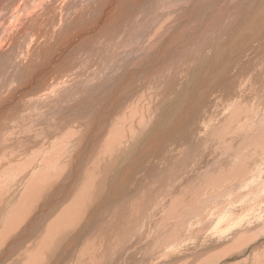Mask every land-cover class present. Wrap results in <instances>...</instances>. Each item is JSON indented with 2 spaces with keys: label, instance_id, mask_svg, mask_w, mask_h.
<instances>
[{
  "label": "bare ground",
  "instance_id": "1",
  "mask_svg": "<svg viewBox=\"0 0 264 264\" xmlns=\"http://www.w3.org/2000/svg\"><path fill=\"white\" fill-rule=\"evenodd\" d=\"M154 1L125 0L120 11L117 9L118 15L104 28H98L112 7L111 0H0V168L5 161L9 164L0 171V264H13V261L15 264H61L68 259L66 254L77 256L72 259L75 264H147L146 259L148 264H172L186 254L194 253L199 259L203 247H218L230 255L245 254V240L252 239L259 229L264 231L261 222L264 219V161L258 162V157L249 158L236 151L237 139L234 142L230 135L231 122L238 110H247L245 106L252 104L251 108L256 112L259 109L264 115V55L257 67V58L243 59L247 52L240 34L248 28L246 24L235 27L226 39L230 32L226 24L241 18L248 8L247 0H214L216 5L222 6L221 14L216 16L208 14L212 0L188 6L176 5L177 0H165L175 6V10L180 8L169 14L173 17L171 21L183 20L179 35H188L196 25L208 26L215 34L225 26L220 39L198 40L194 58H189L190 49L185 43H175L176 58H172L173 50H169L166 66L145 77L136 98L115 110L114 113H120L130 104L141 102L130 115L132 138L122 137L113 146L108 134L90 136V143L86 141L83 145L68 141L76 148L83 147L81 153L88 155L87 161L81 156L80 165L81 158L76 157L68 165L65 146L54 144L59 134L57 125L71 126L61 121L65 116L70 121L76 116L79 99L84 97L80 96L82 93L93 94V105L88 103L86 113L73 119L72 123L80 120L81 129L65 133H75V139L83 141L88 130H105L103 125L86 126L84 120L88 122L91 115L102 116L109 112L110 93L116 83L112 81L117 73L102 74L92 86L89 80L112 57L115 45L134 34L138 26L144 27L139 41L149 35L161 18L159 0ZM232 6L237 8L233 13ZM197 11L199 17H194ZM129 40L126 44L131 42ZM73 43L75 54L70 51L68 58L62 56L65 60L62 62L60 56L67 53ZM247 60H253L254 70L248 68L250 64H245ZM128 68L121 69V73ZM132 71L135 78L141 76L137 67ZM233 77L241 79L240 91L236 95L223 93L224 86L219 84ZM85 82L86 87L80 88ZM219 97H223L226 104L217 112H226L216 117L211 106ZM71 99L77 100L69 104ZM199 109L201 120L197 122ZM35 113L41 122L39 132L35 131ZM214 119L227 126V131L219 136L216 124H212ZM29 124H33L30 130L34 132L25 129ZM202 124L208 125L210 138L197 141L199 138L194 139V135ZM178 132L186 137L193 134L194 141L179 153L172 152L170 145L169 152L167 149L161 155L164 141L172 140ZM254 142L256 140L250 139L238 145L246 147ZM138 143L145 145L141 149L143 144L137 146ZM208 143L215 149H208ZM90 144L97 146L88 148ZM220 149L224 152L214 157ZM263 149L264 143L258 144L257 140L255 152ZM51 151L50 162L66 165L65 169L49 168L45 159ZM127 153L128 158L122 159ZM167 163L171 164L168 169ZM186 163L194 170L205 172L203 177L187 183L185 188L182 185L179 190V179H188L183 174ZM114 185L120 196L108 193ZM85 187L87 194L82 191ZM207 195L213 201L206 210L207 217L195 219L196 225L192 226L186 211L201 210L202 206H193L194 197ZM179 202L183 205H177ZM38 203L41 204L38 206ZM61 203H65L63 209L59 208ZM86 205L87 211L84 210ZM30 211H35L30 219L13 221ZM63 211L66 212L61 215L69 217L56 216ZM98 211L103 214L101 221L95 219ZM170 211L174 213L169 214ZM80 213L87 225L76 234L85 232L94 241V245H90L92 258L86 257L81 237L71 238L69 245L61 247L54 243L74 228L76 220L70 217ZM24 221L27 223L23 224ZM99 226H102L101 240L105 245L103 256L99 255L103 246L93 237ZM46 227L47 235L42 232ZM244 228L247 232H243ZM207 230H211V234ZM183 239L187 243L180 241ZM257 240L256 237L249 245ZM50 243L57 249L55 253ZM126 245L131 251L139 249L136 253L129 251L123 258L122 250ZM132 245L136 247L132 249ZM258 245L250 252L248 260L262 254L264 242ZM144 249L151 254H146ZM156 254L160 256L153 259ZM170 254L174 256L172 259Z\"/></svg>",
  "mask_w": 264,
  "mask_h": 264
},
{
  "label": "rangeland",
  "instance_id": "2",
  "mask_svg": "<svg viewBox=\"0 0 264 264\" xmlns=\"http://www.w3.org/2000/svg\"><path fill=\"white\" fill-rule=\"evenodd\" d=\"M124 1L125 0H111V2L114 5L110 2V5L112 7L110 6L111 9L110 10L108 9L109 12L107 13L105 19H103L104 21L100 22L102 24L99 23L98 28H104L106 26V23L108 24L114 17H116L118 15L120 8H121V4ZM156 1L157 0H155L154 3H156ZM162 1H163V3H162ZM162 1L159 0V2L157 4L159 6V10H160L159 16L161 18L151 28L149 35L147 37H145L142 41H139L138 38L140 37V33L144 27L138 26L135 29L134 34L128 36L123 42H121L123 44L118 43L115 45V47L112 49L111 54H110V56H112V57H110L108 62L104 66H102L103 68L101 67L102 69L99 68L100 71H98L96 73L97 76L95 75L96 78L92 77L89 80L91 83V86H92V85H95L96 80L102 74H104L106 72L107 73H109V72L110 73L111 72L117 73L116 76L113 77V81H112V82H116V83L114 84V86L111 90V93H110V98H109L110 110H109V112L106 113L105 115H102V116L91 115L88 119V122H87V120H84V123L86 126L90 125V126L94 127V126L103 125V126H105V130L103 132H101L98 129H97L98 131L94 130V129H90V130H88L87 138L84 139L83 141L76 140L75 139L76 138L75 133H73L72 135L66 134L67 132L81 129L80 125H79L80 124L79 119L78 120L76 119L74 121V123H72V122H73V119L80 117L82 115V113L85 112V108H86V105L88 103L91 104L90 106L93 105L94 96L91 92H88L87 94L86 93L80 94V96H84V97L82 99H79L77 111L75 114L76 116L70 115V116L74 117L71 121L68 120V118L66 119V116H65V119L61 121V122L66 121L65 124H70L71 126L65 128L61 124L57 125L58 130H59V134H58L54 144L56 147L60 146V145L65 146V151H67V154H68V165L71 164L73 157L81 158L79 165H80L81 161H83V158L81 156H84L86 158L85 161H87V157H88V155H83L81 153L84 150L83 147L76 148L73 145H70L68 141H74L77 145H83V144H85L86 141L90 143V141L88 140V138L90 136H94V135L101 136L102 134H108V136L110 138L109 143L111 144V146H113L122 137H123V139L132 138L131 131H132L133 125L130 122V115L133 111H135L136 109H138L141 106V102L130 104L129 106L125 107L120 113H114V112H115V110L120 108V105L122 103L128 102L129 100L136 98L137 91L144 84L145 77L148 78L152 74H156V73L160 72L166 66L167 54H168L169 50H173L172 58L173 59L176 58L175 49H174L175 43H185L190 49L189 58H194L195 57L194 51H195L196 44H197L198 40H203V39L219 40L220 39V37H219L220 32L225 29V26L223 28H221L217 34H215L212 29H209L208 26L196 25L195 29L192 30L188 35H186V36L179 35L178 33L181 30V22L183 20L178 19V21H171V18H173V17L169 16V14L171 11L172 12L178 11L180 8L175 10V6H171L165 0H162ZM164 1H165V4H164ZM208 1H211V0H208ZM238 1H241V0H238ZM261 1H264V0H247L248 8L246 11H244L241 14V18L238 21L230 22V23L226 24V26L230 29V32L227 33L226 39L230 38L233 31L235 30V27H237L241 24L248 25V28L246 30H243L240 34V38H242L245 42V48H246V52H247V54H245L243 56V59L246 60L249 57L257 58L256 61L254 60L256 62L255 63L256 67L258 66V60L264 55V52H263L264 51V6H261ZM201 2H202V0H177L176 5H187L188 6L189 4H200ZM209 4L210 5H209V9H208V14L210 16H216L218 14H221L222 6L216 5L214 3V0H212ZM141 7H142V5H140V8ZM192 7H194V6H192ZM115 8H116V10H115ZM236 9L237 8L233 7L232 13ZM116 11H118V12H116ZM198 12L199 11H197V13ZM197 13L195 12V14H193V16L199 17L200 12L198 14ZM179 17H180V15H179ZM180 18H182V17H180ZM257 27H259V29H257ZM254 29H256V30H254ZM127 40H129L131 42L126 44ZM81 41L83 42L84 39ZM78 42H76V44ZM74 46H75V44L73 43L70 46L72 48L69 47V49L66 51L67 53L60 56V60L62 58V60H61L62 62L65 61L62 56H64V57L68 56L69 57V55L71 54L70 51H73L72 54H75V50H72V49H74ZM75 49H76V47H75ZM135 51H137V52H135ZM117 53H119V54H117ZM261 53H262V55H260ZM130 54H131V56H130ZM129 56L131 58H128ZM119 57H120V60H118ZM132 57H133V60L131 61ZM199 60H202V59H199ZM114 61H116V62H114ZM248 61L249 60H247L246 61L247 63L245 62V64H250V66H248V68H251L254 70L255 67L252 68V63H253L252 61L253 60H250L249 62ZM109 64H110V66H109ZM200 66H201V64L198 65V67H200ZM82 67L83 66H79V68H82ZM127 67H129V68L125 72L121 73V71ZM134 67L138 68V73L141 74V76H139L137 78L134 77V74L132 71V69ZM221 84H223V86H224L222 88L224 89L223 93H225V94H233V92H234V94L236 95L241 89V79L236 78V77H233L230 80H223L219 85H221ZM233 85H235V89H232ZM83 87L84 88L86 87V82L84 83V85H81L80 88L83 89ZM194 95H195V101H196L197 91L195 89H194ZM215 95H216V93H215ZM76 100L77 99H71V100H69L68 103L74 104ZM238 101L242 102L240 98H238ZM236 103H238V102H236ZM225 104H226V100L223 97H219L218 99H216L213 102L211 107L214 108L213 113H215V111H216V113H217L216 117L219 116L220 114L226 112V111H220V113L217 112V109L221 110ZM251 105L245 106V107H248V108H246L247 110H238V112L236 113L235 117L233 118V120L231 122L232 128L231 129L229 128L231 130L230 135L233 136L234 142L237 139V142L235 145L236 151L243 153V155H245L246 157L250 156L249 158L258 157V162H263L264 161V149L260 150V151H258V153H256L254 150V147L256 145L257 140H258V144L264 143V115L259 111V109H258V112H260V114L258 112H256L254 110V108H251V107H253ZM240 106H242V104H240ZM215 108H216V110H215ZM88 109H89V105H88ZM197 112H198V118H199L197 120V122H198L201 120L200 109ZM210 113L211 112L209 111L208 114H210ZM35 114L37 115V117L34 121L35 131L39 132V131H41L40 130L41 122L39 120L38 113H35ZM192 116H194V113L190 117H192ZM140 117H143V116L141 115ZM212 124L213 125L216 124V135L217 136H219V135H221L227 131V126L224 123H218V121H216L214 119V120H212ZM33 127H34L33 124H29V125L25 126V129L30 130ZM187 127L189 128V126H187ZM30 131L34 132L32 130H30ZM203 132H204V134H203ZM32 135L37 136V134H32ZM192 136H193V134L186 137V135H184L180 132L176 133L173 136L172 140L167 139L166 141H164L165 146L163 145L164 147H162L161 148L162 150H160L161 155L162 154L164 155V153H162V151H165L167 149L169 152L168 146H170V145H171V151L172 152L179 153L182 149L187 148L190 145V143L192 142V140L194 141V139H196V138H199L197 141H203L206 138H210L208 125L202 124L200 129L194 135V139H192ZM169 138H170V136H169ZM250 139L256 140V142H254L253 144L248 145L246 147H245V145H242V146L238 145V144H241L242 142H244L246 140H250ZM169 141H171V142H169ZM141 144H143V145H141ZM139 145H141L140 148L142 149L145 144L144 143H138L137 146H139ZM178 145H180L179 149H177ZM51 146H53V145H50V147ZM96 146H97V144L94 146L92 144H90L88 148H95ZM98 146H101V145H98ZM207 146L209 147L208 149H210V150L215 149V147L210 143H208ZM138 151L139 150L137 148V152ZM75 152L80 156H78ZM223 152H224V150L221 151V149H220L219 153L215 154L214 157L221 156V154ZM52 155H53V151H51L45 159L48 163L49 168L51 169V168H53V166H56V167H60V168L65 169L66 165H63V164L54 165L50 162V158ZM127 158H128V153L125 154V157H123L122 159H127ZM184 165H185V169H184L183 174L185 176H187L188 179L187 180L179 179V181H180L179 185L181 186L179 190H182V185H183V188H185L187 183H189L195 179H199V178L203 177V174L205 172V170H194V169H192L188 163H186ZM6 166H9L7 161H5V164L0 168V171L4 170V168ZM135 166H138V165L135 163ZM178 166L183 168L181 165H178ZM166 167H167V169L170 168L171 164L167 163ZM68 169H69V167L66 169V171H68ZM101 172L102 171L100 170L98 173H96L95 178H97ZM189 176H191V177H189ZM182 182H185V183H182ZM105 186H106V184L103 185V188ZM87 189L88 188L85 187L84 189H82V191H84L86 193ZM110 189H112L111 192H108L110 195H113L114 197L121 195L119 193L116 194V191H117L116 185L110 187ZM261 189H262V186L260 188H258V194L261 193ZM194 198H195L196 202L194 203L193 206L194 207L202 206V209L199 211H196L194 213H191L190 211H186V214L190 216L189 223H191L192 226L196 225V223L194 221L195 219H202V220L206 219V217H207L206 210L210 206V204L213 202L212 198L209 197L208 195L201 197V198H198L197 196H195ZM260 198L261 197H258V201H260ZM262 202L264 203V201H262ZM96 203H97V200L95 201V204ZM40 204L41 203H38L37 205L39 206ZM63 204L65 205V203H61V205L59 206L60 209L61 208L63 209V207H64ZM261 204H262L261 202L260 203L258 202V205H261ZM177 205H183V202L182 203L179 202ZM60 209H58V211ZM87 209H88V206L86 205L84 210L87 211ZM65 212L66 211L60 212L56 216L69 217L68 215H64V216L61 215L62 213H65ZM173 213H174V211L169 212V214H173ZM34 214H35V211H30L26 215H20L16 220H13V221L30 219L31 217L34 216ZM70 218H73L76 220V224H75L74 228L71 231H69L66 235L57 238L54 243L57 244L59 247H61L62 245H69V243L71 242L70 241L71 238L77 239V238L81 237V238H83V240H82L83 242H82L81 246L83 247V251L84 252L86 251V253H87L86 257L92 258L93 250L90 247V245H94V241L90 238L89 234H87L85 232H81V234H79V235L76 234L83 225H87L84 217L82 216V213H80L79 215H77L75 217H70ZM95 219L97 221H101L103 219L102 211H98L96 213ZM10 222H12V221H10ZM261 222L263 223V227H264V219H261ZM26 223H27L26 221L23 222V224H26ZM147 225L148 224H146L145 227ZM91 228H92V226H90V231L92 230ZM101 228H102V226H99L95 229V231L93 233V237L98 244L103 246V250H101L99 252V255L103 256L104 255L103 251L105 249V245L103 244V242L101 240ZM173 228H175V226H173ZM173 228L171 231L174 234L175 229H173ZM207 231L211 234V230H207ZM42 232H44L45 235H47V232H48L47 227L45 229H43ZM243 232H247L245 228H244ZM216 237H217V235H216ZM256 237L258 238V240L255 241L253 244L249 245ZM191 239H193V236ZM177 240H179V239H177ZM4 241L5 240L3 239L2 240L3 244H4ZM180 241L187 243V241L184 239L180 240ZM211 242L214 243L215 240L212 239ZM221 242H225V240H221ZM245 242H246L245 246L247 248L246 251H244L245 254H242V253L236 254L235 253V254H233L234 255L233 256L227 252L221 251L220 250L221 248H218V247H213L211 249H209L208 247H203L202 251L199 252V256H200L199 259H197L195 257L194 253H192L190 255L186 254V255H184V258H180L181 260L180 259L174 260V262L172 264H237V263L241 262L242 260L247 261L248 260L247 258L249 256L250 252L255 250V248L257 246H259L258 244H260L261 242H264V231L259 229L258 234H256L250 240H245ZM219 243H220V238H219ZM49 246H51V249L55 250L52 253H55L57 249L55 247H53L52 243H50ZM132 246H133L132 249H134L136 247V245H132ZM138 249L139 248L131 251V247L130 246L127 247V245H126V248H124L122 250L123 258H124V256L128 255L129 251L136 253V251ZM144 251L148 255L151 254V253H147L146 249H144ZM60 254H63V251L61 249H60ZM172 254L169 255L171 257V259H172V257H174ZM66 255L68 256V259L65 262H62L61 264H75L76 263V261L72 260V259L74 257H77V256H74L71 254H66ZM157 256H160V255L156 254V255H153V257L152 256L151 257L153 259H155V258H157ZM123 258H122V261H123ZM145 263L148 264L147 259H146ZM13 264H15L14 261H13ZM167 264H170V263H167ZM245 264H264V251L262 252V254L259 257L252 258V259L248 260Z\"/></svg>",
  "mask_w": 264,
  "mask_h": 264
}]
</instances>
